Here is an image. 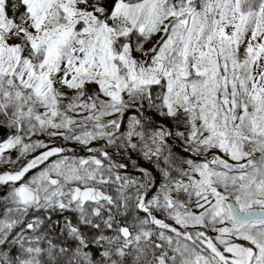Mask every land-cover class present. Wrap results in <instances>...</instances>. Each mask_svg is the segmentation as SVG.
<instances>
[{
	"label": "snow or ice",
	"instance_id": "snow-or-ice-1",
	"mask_svg": "<svg viewBox=\"0 0 264 264\" xmlns=\"http://www.w3.org/2000/svg\"><path fill=\"white\" fill-rule=\"evenodd\" d=\"M0 264H264V0H0Z\"/></svg>",
	"mask_w": 264,
	"mask_h": 264
},
{
	"label": "rangeland",
	"instance_id": "rangeland-1",
	"mask_svg": "<svg viewBox=\"0 0 264 264\" xmlns=\"http://www.w3.org/2000/svg\"><path fill=\"white\" fill-rule=\"evenodd\" d=\"M41 138H43V137H41Z\"/></svg>",
	"mask_w": 264,
	"mask_h": 264
}]
</instances>
